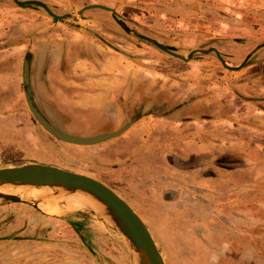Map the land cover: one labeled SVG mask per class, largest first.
<instances>
[{"label":"rangeland","instance_id":"374dc122","mask_svg":"<svg viewBox=\"0 0 264 264\" xmlns=\"http://www.w3.org/2000/svg\"><path fill=\"white\" fill-rule=\"evenodd\" d=\"M40 1L53 13L69 16L53 21L41 7H21L12 0H0V59L8 57L14 62L18 59L16 72L0 77L3 96L7 97L1 108L11 111L20 104L25 111L0 112V166L38 161L106 180L114 192L126 196L125 201L144 221L164 264H207L209 244L220 247L215 264H264V0ZM86 4L105 5L113 12L89 8L78 14ZM25 32L29 33L28 38ZM136 34L157 40L185 59L159 50ZM76 36L122 52L133 61L143 62L149 71L155 70L165 78L179 81L180 94L185 85L193 84L199 89V95H203L200 98L203 101L219 96L226 110L235 111L217 112L224 118L218 128L224 134L209 140L215 142L211 144L218 150L200 156L205 162L199 168L205 183L199 187L207 189L209 197L193 198L187 191L177 193L180 194L177 198L164 197L168 194L163 192L161 196L144 197L147 193L142 188L148 182H158L161 174L191 183L193 176H186V171L171 166L139 167L146 171L139 174L136 171L134 175L123 171L128 172L130 167L101 166L95 162V152H84L81 145L56 140L34 120L26 106L21 82L24 49L29 52V86L37 107L64 132L94 135L84 132L97 127L80 123L92 116L97 118L93 114L97 110L79 108L76 101L79 78L69 74L63 78L54 73V92L47 96L39 76L42 43L50 42L49 66L56 68L60 41L73 40ZM208 48L217 50L227 66L240 63L241 66L224 67L213 51L205 52ZM144 93L153 97L147 89ZM196 97L197 94L192 99ZM171 98L166 87L163 95L157 97L165 102L164 107L173 102ZM199 113L206 116L215 112ZM175 126L172 129L178 132L208 129L196 124ZM167 130V127L159 128L153 135L149 134L142 152ZM152 153L162 154L157 150ZM216 160L222 164L217 166ZM197 161L195 158L194 162ZM150 170L153 173H147ZM199 170L195 179L199 177ZM204 172L212 176L207 179L203 177ZM24 191L18 193L41 198L36 202L39 209L25 203L0 204V222L3 216L15 215V224L19 226L17 235L0 236V264L133 263L130 249L123 245L119 233L103 215L81 204L77 207L72 201L73 206L66 208L55 199L59 193L57 188L36 187ZM47 200L59 208L46 209ZM5 206L15 207L5 211Z\"/></svg>","mask_w":264,"mask_h":264},{"label":"crops","instance_id":"0c3cea01","mask_svg":"<svg viewBox=\"0 0 264 264\" xmlns=\"http://www.w3.org/2000/svg\"><path fill=\"white\" fill-rule=\"evenodd\" d=\"M28 36L29 33L25 32V37L28 38ZM42 46L44 51L39 76L41 84L45 86L46 95H52L54 92L52 81L54 73L57 72L63 78L68 74L70 76L75 75L79 78L78 82H76L79 87V95L76 100L79 102V108L97 110V112H93V114L97 115V118L92 116L90 119L86 118L88 121L82 120L80 122L91 126L93 124L92 127H97L93 131H85L84 134H97L115 130L136 114L134 121L120 134L96 144L81 145V151L95 152L97 154L94 158L95 162L101 166L116 164L130 167L128 172L123 170L126 174L134 175L136 171V174L146 171V169L140 170L139 167L151 169L156 166L157 168L171 166L175 170L179 168L182 172L186 171L184 175L193 176L192 183H196L192 184L188 180L181 181L170 176L162 177L161 174L158 182L154 183L155 181H152L154 184L148 182L142 188L141 191L147 193L144 194V197H153L156 194V196H161L163 192L168 194L163 195L164 197L177 198L180 197V194L177 193L184 191H187L188 195L193 198L209 197V191L199 187V185L201 186V184L205 183L202 180L203 178L198 175L199 177L195 179L194 175L198 174L197 168L205 163L200 156L204 155V153H210L209 151H216L217 147L211 144V142H215L211 139L209 140V138L224 134V132H219L218 130L224 118L217 112H235L226 110V104L222 102L219 96H213L212 99L204 98V102L200 99L203 95H199V92H197L199 89L193 84L183 86L184 92L180 94L177 86L179 81L165 78L155 70L151 72L143 66V62L140 60L133 61L124 53L110 49L96 41L85 39L83 36H76L73 40L60 41L56 68L49 66V60L51 59L50 42L42 43ZM25 51L24 49L21 65L24 55H29V52ZM17 60L15 59L14 62L8 57L0 59L1 78L7 77L12 71L16 72L18 68ZM30 69L31 64L29 62V79L31 78ZM165 87L171 93V99L173 100L167 107H164L166 105L165 102L157 99L158 96L163 95ZM146 89L152 93V98L145 95ZM195 94L198 95L196 100L201 102L192 99ZM233 94L237 96V93L233 92ZM6 98L3 96V86L0 83V108H3ZM2 108L0 112H25L20 104L16 108L11 109V111H3ZM199 112L215 113H208L205 116L200 115ZM176 124H185L186 126L193 124L205 125L208 129L195 128L191 131L178 132L174 130L175 128L172 129L177 127L175 126ZM165 127L169 128V130L159 135L158 140H154L152 143L149 142L151 145L146 147L148 150L142 152L145 148V143H147L148 135H153L154 132L156 133L155 130ZM156 150L162 153L161 156H155L153 153V155H150L151 152ZM108 152L109 154L107 155ZM194 155L198 157H193ZM206 156L207 160L209 154ZM195 158L198 160L196 163L194 162ZM128 162H130L128 166L125 165ZM147 173L153 172L150 170ZM157 173L160 174V172ZM205 178L209 179L210 177ZM98 180L111 187V185L106 183V180ZM206 181L209 182L208 180ZM119 196L124 200L126 199V196L120 193ZM18 203L11 202L9 204L5 203V205H17ZM5 207L4 210L6 211V209H12L15 206H12V208L11 206ZM14 216H3V220L0 222V236L13 237L18 234L16 231L19 226L15 224ZM21 225L23 226L24 224L21 223ZM25 226H28V223ZM208 249L206 263H217L219 252H221L220 247L209 244ZM224 253L225 250L223 249Z\"/></svg>","mask_w":264,"mask_h":264},{"label":"water","instance_id":"95a60500","mask_svg":"<svg viewBox=\"0 0 264 264\" xmlns=\"http://www.w3.org/2000/svg\"><path fill=\"white\" fill-rule=\"evenodd\" d=\"M12 1L21 7L26 5L41 7L51 16L53 21L64 16H69V14L57 15L53 13L49 7L40 0ZM89 8H101L113 12L111 8L105 5L86 4L82 6L77 13L80 14L82 10ZM112 18L125 32H128V29L121 24L116 16L112 15ZM136 36L150 42L163 52L180 59H185L183 56L176 54L171 48L161 44L155 39L143 34H136ZM208 50L213 51L220 63L226 68L236 69L241 66V63L235 67L227 66L217 50L214 48H208L205 52ZM29 62V55L25 54L21 65V82L26 106L34 120L56 140L76 145L96 144L117 136L136 118V114H134L115 130L88 136L71 134L60 130L50 122L33 100L32 91L29 86ZM36 187H52L59 189V192L85 193L90 195L102 205V210L98 214L103 215L119 233L123 245L127 246L132 253L134 252L136 256V264H164L163 258L153 240V237L141 217L123 198L100 180L56 165L39 162H26L13 166H0V189L6 188V190H0V204L19 202L38 208L36 202L41 201V198L25 197L18 193Z\"/></svg>","mask_w":264,"mask_h":264},{"label":"bare ground","instance_id":"6f19581e","mask_svg":"<svg viewBox=\"0 0 264 264\" xmlns=\"http://www.w3.org/2000/svg\"><path fill=\"white\" fill-rule=\"evenodd\" d=\"M4 188H1L0 190H2ZM29 189H27L28 191ZM26 191H24L25 193ZM37 193V192H36ZM39 193V192H38ZM32 194V193H31ZM27 195V194H26ZM33 195V194H32ZM36 195V194H35ZM56 195L59 196L58 198H56ZM55 195V199L58 200V203H64L66 205V208H71L73 205V203L76 204V206H80V204L83 206V207H89L91 209H93L94 211H96L97 213H100L101 210H102V205L96 201L94 198H92L90 195L88 194H85V193H68V192H64V191H60L58 194ZM70 196L73 197V199H71ZM37 198V197H35ZM50 198V197H49ZM53 198V197H52ZM52 200V199H51ZM54 200V199H53ZM55 200V201H56ZM62 202H61V201ZM73 203H72V202ZM47 202L49 203V205L45 206L46 209L48 210H51L52 208H54V206L56 207L57 205H53L52 201H48ZM51 203L53 206H51ZM47 204V203H46ZM58 207V206H57ZM59 208V207H58ZM56 209V208H55ZM61 209V208H60ZM76 209V207H75ZM47 210V211H48ZM54 210V209H53ZM56 210H59V209H56ZM62 210V209H61ZM60 210V211H61ZM55 211V210H54ZM59 211V212H60ZM130 252V251H129ZM131 254V257H132V260H133V263L132 264H136V256L134 254V252H130Z\"/></svg>","mask_w":264,"mask_h":264},{"label":"trees","instance_id":"16d2710c","mask_svg":"<svg viewBox=\"0 0 264 264\" xmlns=\"http://www.w3.org/2000/svg\"><path fill=\"white\" fill-rule=\"evenodd\" d=\"M216 164H217V166H219V165H221L222 164V162L220 161H218V160H216ZM200 168V167H199ZM199 168H197V170H199ZM199 176H200V172H199ZM211 177L212 175H205V172H204V176L203 177ZM201 188V187H200Z\"/></svg>","mask_w":264,"mask_h":264}]
</instances>
